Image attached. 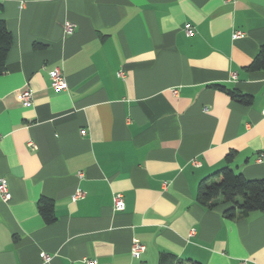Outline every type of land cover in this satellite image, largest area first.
Wrapping results in <instances>:
<instances>
[{
	"label": "crops",
	"instance_id": "crops-1",
	"mask_svg": "<svg viewBox=\"0 0 264 264\" xmlns=\"http://www.w3.org/2000/svg\"><path fill=\"white\" fill-rule=\"evenodd\" d=\"M0 19L12 36L0 75L11 195L0 200V264H158L162 254L264 264V210L229 219L227 206L196 201L225 165L264 180V68L246 70L264 45V0H0ZM55 67L66 90L51 88Z\"/></svg>",
	"mask_w": 264,
	"mask_h": 264
},
{
	"label": "trees",
	"instance_id": "trees-1",
	"mask_svg": "<svg viewBox=\"0 0 264 264\" xmlns=\"http://www.w3.org/2000/svg\"><path fill=\"white\" fill-rule=\"evenodd\" d=\"M12 45V36L3 19H0V75L5 72V61ZM264 68V45L246 70L257 71ZM217 88L226 92L232 100L250 105L252 97L235 89ZM232 154L226 157V164L230 163ZM196 201L201 206L214 209L219 205L227 206L223 214L232 219L246 216L251 212L264 210V180H248L242 174L233 171L225 165L202 179L198 185ZM38 211L46 223L54 221L53 204L49 199L41 198L38 202ZM158 264H200L198 262L178 259L170 254H162Z\"/></svg>",
	"mask_w": 264,
	"mask_h": 264
},
{
	"label": "built area",
	"instance_id": "built-area-1",
	"mask_svg": "<svg viewBox=\"0 0 264 264\" xmlns=\"http://www.w3.org/2000/svg\"><path fill=\"white\" fill-rule=\"evenodd\" d=\"M74 29V26L71 23H65L64 25V30L67 34L71 33ZM184 32L186 33L187 36H192L194 34V29L193 27L189 24L186 23L183 27ZM244 33L240 32V31H235L232 34V39H239L241 37H243ZM49 77L51 80V88L54 90H66L67 89V83L66 80L63 76V73L61 71V68L59 67H55L50 73H49ZM120 77H122V74H120ZM232 79H235V75L233 74ZM173 94H176V90H172ZM20 100L21 103L24 107H30L32 106V92L29 89H26L24 91H22V93L20 94ZM262 114L264 115V111L262 112ZM82 134H84V131H81ZM260 162L264 161V154H261L259 159ZM84 196V193L77 189L75 194L72 196V200L75 201L76 199L82 198ZM11 198L9 189H8V184L7 181L5 179H0V200L6 202ZM113 209L115 211H122L124 210V199H123V195L121 193H115L113 195V205H112ZM145 250L144 245L137 243V242H133L131 247H130V254L133 258H139L143 252ZM44 258H46L45 256H43ZM88 264H94V262H88ZM243 264H253L249 261H243Z\"/></svg>",
	"mask_w": 264,
	"mask_h": 264
}]
</instances>
